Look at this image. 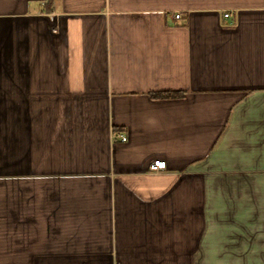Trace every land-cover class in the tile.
<instances>
[{
  "label": "crops",
  "instance_id": "1",
  "mask_svg": "<svg viewBox=\"0 0 264 264\" xmlns=\"http://www.w3.org/2000/svg\"><path fill=\"white\" fill-rule=\"evenodd\" d=\"M0 264H264V0H0Z\"/></svg>",
  "mask_w": 264,
  "mask_h": 264
},
{
  "label": "built area",
  "instance_id": "2",
  "mask_svg": "<svg viewBox=\"0 0 264 264\" xmlns=\"http://www.w3.org/2000/svg\"><path fill=\"white\" fill-rule=\"evenodd\" d=\"M228 14H225L224 17H228ZM175 18H179V15L176 14ZM122 141H125V138L120 136ZM166 169V162L163 160H154L150 166H149V170L151 172H159V171H163Z\"/></svg>",
  "mask_w": 264,
  "mask_h": 264
},
{
  "label": "trees",
  "instance_id": "3",
  "mask_svg": "<svg viewBox=\"0 0 264 264\" xmlns=\"http://www.w3.org/2000/svg\"><path fill=\"white\" fill-rule=\"evenodd\" d=\"M158 97H170V94H166V93H162V94H158ZM153 97V96H152Z\"/></svg>",
  "mask_w": 264,
  "mask_h": 264
}]
</instances>
